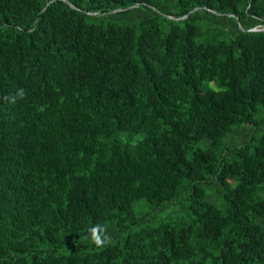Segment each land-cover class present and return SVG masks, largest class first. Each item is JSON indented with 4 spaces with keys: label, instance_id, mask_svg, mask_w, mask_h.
<instances>
[{
    "label": "trees",
    "instance_id": "16d2710c",
    "mask_svg": "<svg viewBox=\"0 0 264 264\" xmlns=\"http://www.w3.org/2000/svg\"><path fill=\"white\" fill-rule=\"evenodd\" d=\"M0 264H264V0H0Z\"/></svg>",
    "mask_w": 264,
    "mask_h": 264
},
{
    "label": "clouds",
    "instance_id": "9594fccd",
    "mask_svg": "<svg viewBox=\"0 0 264 264\" xmlns=\"http://www.w3.org/2000/svg\"><path fill=\"white\" fill-rule=\"evenodd\" d=\"M25 97L24 89L20 88L14 94H10L7 97V102L10 104L17 103L18 100H22ZM90 243L97 247L103 248L111 242L108 236L107 229L100 224L93 225L87 229V236L85 237Z\"/></svg>",
    "mask_w": 264,
    "mask_h": 264
}]
</instances>
